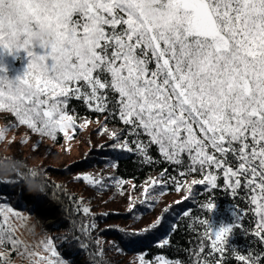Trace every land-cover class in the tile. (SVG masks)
<instances>
[{
	"label": "snow or ice",
	"instance_id": "snow-or-ice-1",
	"mask_svg": "<svg viewBox=\"0 0 264 264\" xmlns=\"http://www.w3.org/2000/svg\"><path fill=\"white\" fill-rule=\"evenodd\" d=\"M37 28L55 34L50 45L38 47L43 54L31 43ZM0 49L27 53L22 76L0 75V110L19 125L53 138L67 135L74 127L70 101L80 100L122 124L111 131L113 151L137 152L151 163L148 149L155 145L181 176L199 173L202 179L187 184L189 194L194 185L216 189L217 173L233 192L247 189L255 206L254 234L264 242V0H0ZM168 180L180 183L174 176ZM206 207L214 205H201ZM233 215L234 224L216 230L201 221L211 232L190 252L191 264H200L205 252L223 257L226 249L235 251L227 237L243 227L244 216ZM162 226L163 217L153 228ZM153 228L126 232L123 243L135 248ZM175 228L173 222L169 231ZM11 233L0 222V249L19 251L21 242ZM40 244L57 256L50 241ZM167 244L164 239L158 246ZM28 247L19 254L32 256ZM238 259L259 264L261 257L249 251ZM0 264H11L6 252H0ZM204 264L212 262L204 258Z\"/></svg>",
	"mask_w": 264,
	"mask_h": 264
},
{
	"label": "trees",
	"instance_id": "trees-1",
	"mask_svg": "<svg viewBox=\"0 0 264 264\" xmlns=\"http://www.w3.org/2000/svg\"><path fill=\"white\" fill-rule=\"evenodd\" d=\"M69 109V114L76 120L101 118L105 128L100 131H105V129L112 131L122 127L118 120L108 118L106 113L92 111L80 100L72 99ZM101 142L94 148L92 155H87L79 162L53 169L52 172L60 173V177L63 178L69 177L64 180L65 183L71 181L82 185L81 178L77 177L78 172L91 166L105 169L107 175L109 174L105 184L109 187L103 191L111 190L117 195L119 203H127L132 194L141 192L145 185H149L148 196L151 195L153 189L155 190L157 194L154 198L149 199L147 196L145 202L136 199L135 202L130 203L127 211L119 210L122 208L113 211L110 209V213L104 212L108 215L106 217L96 213L92 216L96 224L89 225L84 221L86 217L80 211L72 212V209L69 210L68 202L58 201L57 198L63 195L55 185L51 184L52 182L48 183L45 177H40L36 173L33 176L31 174L33 171L28 170L20 161L5 159L3 163H0V181H3L2 178L8 179L0 182V199L9 200L15 208H26L36 213H39L40 207L45 206L46 201L57 200L61 206L66 205L65 209L56 208L54 224L61 230L69 231L61 241L57 242V247L62 257L69 259L72 264H141L142 256L146 264H153L157 258L179 260L182 264H191L190 252L198 250L199 241L201 239L207 241V233L211 232L208 224H202L201 221H209L213 230H216L222 225L234 224L236 217L233 213L237 211L244 216L243 227L233 228V232L227 237L228 245L235 251L226 249L223 257H220L219 253H215L214 257H208L207 252L202 253L200 264H204V258L215 264V257H220L221 264H244L238 256L248 255L249 251L261 257L259 264H264V242H261L260 238L254 234L255 214L252 211L253 205L249 202L247 189H238L233 192L220 178L221 174L217 173L218 187L216 189H211L210 186L205 188L204 185H194L193 192L189 194L186 182H191L192 179H202V176L199 173H193L187 177L181 176L179 173L182 169L165 161L157 146L153 145L148 149V154L152 158V162L149 163L137 152L113 151L108 145L112 141L111 143ZM162 173H164L163 176ZM171 176L176 177L180 183L173 184L168 180ZM166 180L167 185H165ZM117 181L122 183L118 184ZM128 183L132 187L128 188ZM29 185L33 187L30 189ZM177 187L180 188L179 191L176 190ZM188 195H191V198L184 201L183 198ZM111 200L112 197L107 199V201ZM177 201L183 202L177 204ZM209 204L214 207L201 208V205ZM166 208L169 211H165ZM185 210L189 211L188 217L182 215ZM161 217L164 218V226L153 228L159 223ZM109 220L120 222V225L113 223L114 225L101 227L102 224L97 222H108ZM173 222L176 228L174 231H169V226ZM149 228L153 230L145 232L141 237L142 243L135 248H128L123 243L126 239L124 233ZM244 228L248 229L247 234L244 233ZM98 236L106 240L113 239L115 242L112 248L109 249L110 246L105 243L102 245L96 243L94 239ZM261 236H264V233H261ZM164 239L168 240V244L163 247L158 246ZM99 247H101L100 251ZM115 248L116 251L111 253ZM135 254H141V257L139 260L134 258L130 262L128 257Z\"/></svg>",
	"mask_w": 264,
	"mask_h": 264
},
{
	"label": "rangeland",
	"instance_id": "rangeland-1",
	"mask_svg": "<svg viewBox=\"0 0 264 264\" xmlns=\"http://www.w3.org/2000/svg\"><path fill=\"white\" fill-rule=\"evenodd\" d=\"M34 51L39 54H43L44 52V50L38 47ZM27 63V53L23 50L18 53L9 54L5 50L0 49V69H4V71H0V75L6 74L9 79L14 80L17 76H22ZM154 66L150 65V67ZM101 120V118L97 117L77 120L74 118V127L67 130V135L57 133L55 138H53L33 132L26 125H19L11 113L0 110V130L7 129L4 132L3 138L0 139V163H3L5 159L20 161L28 170L33 171L40 177H45L46 181L48 183L52 182L51 184L55 185L63 195L57 198L58 201L63 200L66 203L68 202L67 204L70 205L69 210L72 209V212L74 210L80 211L86 217L84 221L87 224L95 225L96 222L92 216L96 213H100L106 217L108 215H105L104 212L110 213V209L113 211L122 208L119 210L127 211L130 201L132 203L136 199H139L138 201L145 202L148 197L149 199L152 197V195H147L149 185H145L141 192L132 194L127 203H119L115 193L111 192V190H108V192L103 191L109 187L105 184L109 175H107L105 169L91 166L86 170L78 172L77 177L81 178L82 185L74 184L71 181H66L65 183L64 180L69 177L63 178L60 177V173L52 172L53 169L64 167L73 162H79L86 158L87 155H92L94 148L97 147L100 141L111 143V131H100V129L105 128V124ZM85 177H89L90 179H85ZM93 178L97 181H102L106 187L101 188L99 184L93 185L91 182ZM7 179L2 178L3 181ZM189 183L186 182V185ZM130 187L132 185L128 183V188ZM109 197H112L111 201H107ZM58 201H46L45 206L40 207L39 213H36L26 208H15L9 200L0 199V222L3 223L4 227H11L13 238L21 242L18 246L19 251L13 250L11 245L0 249V252L7 253L11 264H46V262L41 261V257L57 260L61 264H72L69 259L62 257L60 249L57 247V242L61 241L69 233L67 230L59 229L54 224L56 208L65 209L67 207L64 204H62L64 206H61V204L57 203ZM254 207L253 205V209ZM46 209L48 210L47 213ZM84 209H88V211L84 212ZM5 217L7 218L6 221ZM97 222L102 224L101 227L103 225H120V222H116L115 220L114 222L110 220L108 222ZM43 240L50 241L51 246L57 252L56 257H51V253L46 251L44 246L40 244V241ZM94 240L101 245L103 243L109 245V249L112 248L111 246L115 242L113 239L106 240L101 236H98ZM25 246H29L28 250L33 253L32 256L29 257L27 254L22 256L19 254L24 251ZM115 251L116 248L111 253ZM140 257L141 254H135L129 256L128 259L131 262L134 258L139 260ZM153 264H159L158 259Z\"/></svg>",
	"mask_w": 264,
	"mask_h": 264
},
{
	"label": "clouds",
	"instance_id": "clouds-1",
	"mask_svg": "<svg viewBox=\"0 0 264 264\" xmlns=\"http://www.w3.org/2000/svg\"><path fill=\"white\" fill-rule=\"evenodd\" d=\"M55 39V34L47 28H37L31 32V43L35 47L50 45ZM30 189L33 187L29 185Z\"/></svg>",
	"mask_w": 264,
	"mask_h": 264
},
{
	"label": "bare ground",
	"instance_id": "bare-ground-1",
	"mask_svg": "<svg viewBox=\"0 0 264 264\" xmlns=\"http://www.w3.org/2000/svg\"><path fill=\"white\" fill-rule=\"evenodd\" d=\"M50 206V205H49ZM48 212V210L46 209V213Z\"/></svg>",
	"mask_w": 264,
	"mask_h": 264
}]
</instances>
